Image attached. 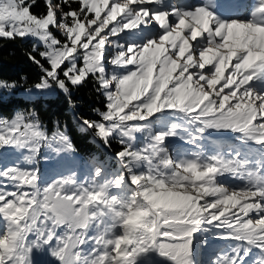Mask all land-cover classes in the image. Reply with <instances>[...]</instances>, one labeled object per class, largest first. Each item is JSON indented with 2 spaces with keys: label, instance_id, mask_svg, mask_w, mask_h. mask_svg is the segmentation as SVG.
Masks as SVG:
<instances>
[{
  "label": "snow or ice",
  "instance_id": "6c2138e0",
  "mask_svg": "<svg viewBox=\"0 0 264 264\" xmlns=\"http://www.w3.org/2000/svg\"><path fill=\"white\" fill-rule=\"evenodd\" d=\"M35 4L0 0V39L42 42L47 66L35 45L28 53L42 72L37 92L58 89L75 107L70 86L94 80L103 110L81 124L105 147L118 141L119 167L102 183L96 166L86 180L71 173L43 185L36 168L0 167V264H36L37 252L51 264H145L151 254L194 264L201 233L235 242L210 264H264V0L244 19L211 0H44L40 15ZM212 133L253 144L258 156L173 157L166 143L202 149ZM44 144L75 151L65 131H42L35 112L0 118V148L35 154Z\"/></svg>",
  "mask_w": 264,
  "mask_h": 264
},
{
  "label": "rangeland",
  "instance_id": "374dc122",
  "mask_svg": "<svg viewBox=\"0 0 264 264\" xmlns=\"http://www.w3.org/2000/svg\"><path fill=\"white\" fill-rule=\"evenodd\" d=\"M155 7V2L152 5ZM244 14L247 11L243 10ZM56 29V28H55ZM53 35H55L58 39H61L58 35L54 33L52 27L49 29ZM60 32L59 29H56ZM61 33V32H60ZM34 39L35 44L42 45L41 51H44V45L42 42L38 40V38L27 36ZM111 69V66H108ZM62 74V73H61ZM4 81V80H0ZM11 82V81H7ZM39 82V81H38ZM37 83V82H36ZM32 84L27 87L17 86L15 89L8 90H0V96L5 97L9 94H18L27 98H35L40 95H51L56 92L58 89H50L45 92H37L33 86L36 84ZM31 89V91H27ZM103 110V109H100ZM16 112H25L29 113L31 110H24L22 108H15L10 114H2L0 113V118L11 120ZM74 119L78 122V126L85 129L81 123H79V119H84L79 117L77 114H73ZM97 118H93L92 120H98ZM40 124V122H39ZM40 128L44 131L49 137L52 136L53 132L57 131L59 127H54L50 130H47L44 126L40 124ZM60 131H65L64 128H59ZM89 131V130H88ZM181 134H183L182 129L180 130ZM144 143L143 134L137 133L136 140L134 141L135 147L139 148ZM167 146L169 148V152L173 157L177 156H188L191 158L193 152L202 151L204 155H213L220 154L227 156L230 151H235L239 149L242 154L248 155L251 158H255L258 156V153L255 151V145L253 144H243L239 140L235 139L233 135L221 136L216 133H212L209 137L203 140L201 143L203 145L202 149L194 148L191 145H188L181 141L178 138H169L167 141ZM53 147H59V145L54 144ZM104 149V148H103ZM111 156L114 158L115 153H111ZM25 157H31V162L25 160ZM13 164L18 165L21 168L31 169L36 168L39 170L41 176V184H46L51 182V180L56 179L61 176H67L71 173L76 174V179L78 181H83L91 177L94 167L101 166L104 169V176L100 178V182L102 183L105 178H111V175L118 169L119 165L116 163L114 159V164H110V162L106 160H97V158H89L88 156L78 152H65L53 151L52 148H49L46 144H44L37 153L32 154L24 149H16V148H0V167L3 166H11ZM139 171V170H138ZM230 184L240 187L243 185L244 181L235 180L229 181ZM11 190V188L9 189ZM3 225L0 222V230H2ZM212 236L208 233H201L197 236L194 241V264H210V261L214 258V256L221 251H227L228 247L235 243L234 241L227 240L222 243L212 242L210 239ZM206 239L207 244H201L200 241ZM36 264H51V257L46 253H36ZM163 258L159 257L156 254H151L148 258L147 263L145 264H161V260ZM252 258L250 257L249 260Z\"/></svg>",
  "mask_w": 264,
  "mask_h": 264
},
{
  "label": "trees",
  "instance_id": "16d2710c",
  "mask_svg": "<svg viewBox=\"0 0 264 264\" xmlns=\"http://www.w3.org/2000/svg\"><path fill=\"white\" fill-rule=\"evenodd\" d=\"M59 3L60 0H54ZM67 10V6H65ZM34 14L40 15L45 12L44 0H36L32 8ZM54 33L61 39L64 37L61 33L52 28ZM41 63L47 66V62L39 57L42 45L35 44L34 39L25 37L16 40L0 39V80L15 82L17 86L27 87L39 81L42 72L40 68L28 59V53L33 51ZM62 75V74H61ZM71 97L75 102V107L68 103L64 93L57 90L51 95H40L35 98H27L18 94H9L5 97L0 96V113L10 114L15 108L31 110L36 113V119L47 130L54 127L64 128L66 134L70 137L75 150L88 156L97 158V160H108L114 164V158L111 153H115L121 148L116 139L111 141L110 147L103 149L90 137V132L78 126L73 114L81 118L93 119L98 115L95 109H103L102 97L95 91V82L89 78L83 85L72 88ZM147 263V261H145Z\"/></svg>",
  "mask_w": 264,
  "mask_h": 264
},
{
  "label": "bare ground",
  "instance_id": "6f19581e",
  "mask_svg": "<svg viewBox=\"0 0 264 264\" xmlns=\"http://www.w3.org/2000/svg\"><path fill=\"white\" fill-rule=\"evenodd\" d=\"M208 2V0H184V4H203ZM212 3H220V13L227 17L231 18H241L244 19L250 15L251 5L255 2V0H251L250 2H246V0H211ZM167 0H163V4L165 5ZM250 3V7L247 13L242 14L246 5ZM245 5V7H243ZM171 6H177L176 4H172Z\"/></svg>",
  "mask_w": 264,
  "mask_h": 264
},
{
  "label": "water",
  "instance_id": "95a60500",
  "mask_svg": "<svg viewBox=\"0 0 264 264\" xmlns=\"http://www.w3.org/2000/svg\"><path fill=\"white\" fill-rule=\"evenodd\" d=\"M81 120H82V119H81ZM81 120L79 119V123H81ZM89 132H90V137H91V139H92L93 141H95L98 145H100L101 147L105 148L104 145L101 143V141H100L98 138H96V137L94 136V133H93L91 130H89Z\"/></svg>",
  "mask_w": 264,
  "mask_h": 264
}]
</instances>
